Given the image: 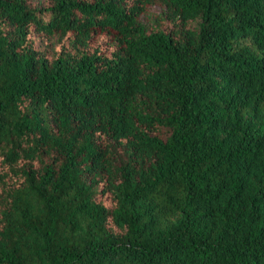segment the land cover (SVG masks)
Returning a JSON list of instances; mask_svg holds the SVG:
<instances>
[{"label": "trees", "instance_id": "obj_1", "mask_svg": "<svg viewBox=\"0 0 264 264\" xmlns=\"http://www.w3.org/2000/svg\"><path fill=\"white\" fill-rule=\"evenodd\" d=\"M0 264H264V0H0Z\"/></svg>", "mask_w": 264, "mask_h": 264}, {"label": "rangeland", "instance_id": "obj_2", "mask_svg": "<svg viewBox=\"0 0 264 264\" xmlns=\"http://www.w3.org/2000/svg\"><path fill=\"white\" fill-rule=\"evenodd\" d=\"M163 12H164V8L159 7V6H157V5H154V6L148 7L147 10H146V12H145V15H144V16H141V17H140V20H141V22L148 21V20L146 19L148 16H150V18H153V17H155V16H160V15H162ZM53 40H54V42H55V41H56V38H54ZM105 40H106L105 37H101V38H99V39L97 40L98 45L103 46L102 44H103V41H105ZM105 44H106V43L104 42V45H105Z\"/></svg>", "mask_w": 264, "mask_h": 264}]
</instances>
